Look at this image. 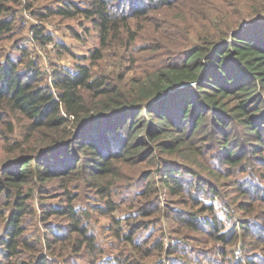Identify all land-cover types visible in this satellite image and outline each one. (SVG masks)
<instances>
[{"label": "trees", "instance_id": "obj_1", "mask_svg": "<svg viewBox=\"0 0 264 264\" xmlns=\"http://www.w3.org/2000/svg\"><path fill=\"white\" fill-rule=\"evenodd\" d=\"M113 1L92 0L91 9L67 2L57 13L72 16L81 11L96 22L105 40L110 32L128 27L129 18L146 13L152 4L171 5L174 0H115L122 4L123 10L114 3L111 5ZM7 2L0 0V34L12 24L4 17ZM128 3L132 9L126 8ZM254 11L257 13L251 12L252 16L238 19L232 26L216 24L214 29L219 37L211 34L206 45L191 47L177 61L167 62L162 57L155 71L136 72L139 75L132 79L114 75V81H109L93 74L88 65L79 63L76 69L57 70L53 89L49 84L36 82L40 76L37 67L29 65L21 69L11 58L0 62V120L4 114L25 119L31 130L27 140L34 138L32 144H22L21 153L0 156V194L11 188L20 191L22 184L32 182L35 176L48 180L72 173L73 169L87 168L88 177L98 179L113 169L117 172L120 161L129 165L151 161L157 150L181 154L183 148H192L196 152L192 145L201 129L211 134L214 144L222 147L220 160L227 166L221 169V176L233 173L238 164L242 172L246 171L244 160L258 156L264 161V13L259 12L264 7ZM43 36L51 40L49 35ZM94 57L100 58L101 52L97 50ZM123 81L133 83L127 89L128 83ZM241 127L244 131L237 130ZM88 161L92 163L84 165ZM163 167L162 181L172 195L189 194L191 198L186 204L191 201L194 207L200 205V212L214 213L212 205L198 198L197 191L204 182L208 192L221 195L216 185L194 173L191 174L196 178H186L180 167L170 164ZM258 186L250 179L243 184L239 182L233 203L241 198L237 206L249 217L236 216L230 231H236L240 225L245 236H251L252 242L260 246L264 242V188ZM253 193L259 198L247 208V200ZM18 203L25 205L24 201ZM115 210L102 212L111 213L110 220L117 226L114 238L119 242L125 240L131 248L128 252L119 250L108 259V264H142L148 253L160 249L163 243L158 239L142 250L144 243L135 235L141 228L139 222H132L135 228L126 231L115 219ZM138 210L142 217L155 212L146 207ZM198 211L166 215L199 231L207 240L229 243L233 235L220 233L223 227L217 217L201 218ZM24 212L23 208L16 209L9 218L8 238L2 252L5 259L0 264H11V258L21 253V246L31 252L30 260L24 264H58L41 249L22 240ZM49 212L68 214L70 218L69 233L50 238L52 246L55 244L50 252L58 261L72 253L98 256L101 248L96 237L88 232L75 209ZM176 231L181 234L180 239L170 242L169 250L181 253L180 244L187 243L183 239L188 235L181 229Z\"/></svg>", "mask_w": 264, "mask_h": 264}, {"label": "rangeland", "instance_id": "obj_2", "mask_svg": "<svg viewBox=\"0 0 264 264\" xmlns=\"http://www.w3.org/2000/svg\"><path fill=\"white\" fill-rule=\"evenodd\" d=\"M7 1L8 10L4 17L12 24L0 34V62L11 58L21 69L29 65L37 67L40 76L36 82L49 84L53 89L57 70L76 69L79 63L88 65L93 74L104 76L109 81H114V75H123L125 80L132 79L139 75L136 72L159 66L162 57L167 62L177 61L191 47L206 45L205 41L211 34L219 37L214 29L216 24L232 26L236 20L250 17L257 13L255 9L264 7V0H174L171 5L152 4L146 13L129 18L128 27L110 32L104 40L96 22L79 13L81 11L72 16L57 13V9L67 2H75L82 9H91L92 0ZM113 3L123 10L120 2L114 0L111 5ZM125 5L127 9H132L131 3ZM128 14L132 17V13ZM45 34L51 40L44 37ZM97 50L101 52L100 58L94 57ZM123 83H128V89L133 82ZM230 101L231 106L234 105L232 99ZM2 119L0 156L8 152L21 153L24 149L22 144H32L34 138L27 140L31 130L25 119L11 117L10 114H4ZM237 130L244 131V127ZM196 134L197 139L192 145L196 152L192 148H183L181 154L157 150L151 161L138 165L120 161L117 172L113 169L98 179L88 177L87 168L73 169L72 173L48 180L35 176L32 182L22 184L20 191L11 188L0 194V260L5 259L2 252L5 249L4 240L8 238L9 218L16 209L23 208L22 240H27L30 246L41 249L58 264H108V259L119 250L127 249L128 252L131 248L125 240L119 242L114 238L117 226L110 220L111 213L102 212L103 209H116L113 215L124 230L134 229L132 222L141 225L135 235L144 243L142 250L158 239L163 243L160 249L150 251L142 264H264V242H260V246L252 242L253 238L245 236L240 225L236 231H230L236 216L249 217L237 206L241 198L233 203L232 197L237 195L236 187L239 182L243 184L250 179L263 189L264 161L258 156L244 160L246 171L242 172L238 164L233 173L221 176V169L227 166L222 165L220 160L222 147L214 144L211 134L205 129ZM88 163L92 161L84 165ZM165 164L182 168L186 178L199 175V179L203 176L207 182L216 185L221 195L208 192L204 182L197 191L200 193L198 198L212 205L214 213L200 212V205L194 207L191 201L186 204L191 198L189 194L172 195L162 181ZM258 198V194L253 193L247 200V208ZM19 200L25 205L19 204ZM142 207L155 212L149 217H142L138 210ZM62 208L75 209L88 232L95 235L101 248L98 256L72 253L65 260L58 261L57 256L51 254L55 244L52 246L50 238L69 233L68 214L50 215L52 213L49 212ZM197 209L201 218L217 217L223 227L220 233L233 235L229 243L207 240L199 231L166 215ZM256 220L254 218L253 221ZM112 224L113 229H110ZM178 229L188 235L183 239L187 243L180 244L183 247L181 253H172L169 245L180 239ZM20 249L21 253L11 258V264H24V261L30 260V250L26 246Z\"/></svg>", "mask_w": 264, "mask_h": 264}]
</instances>
